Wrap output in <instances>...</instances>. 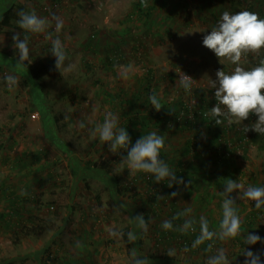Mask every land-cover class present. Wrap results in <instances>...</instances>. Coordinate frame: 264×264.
Listing matches in <instances>:
<instances>
[{
  "label": "rangeland",
  "instance_id": "374dc122",
  "mask_svg": "<svg viewBox=\"0 0 264 264\" xmlns=\"http://www.w3.org/2000/svg\"><path fill=\"white\" fill-rule=\"evenodd\" d=\"M136 1L31 0L28 12L34 10L38 16L47 18L51 26L44 33L31 35L29 62L55 60L46 35L49 31L55 32L52 16L57 15L64 21L58 35L68 57L65 67L72 66L68 71L62 69L61 73L51 71L43 78L41 89L36 83L26 81L23 67L13 68L18 56L11 37L20 31L0 26V63H3L0 67V214L8 211L9 190H12L17 197L28 200L23 202L20 221L24 223L27 217L34 216L45 225L41 233L21 237L13 244L14 233L6 228L5 219H0V263L9 259L12 264H130L131 249L135 248L139 256H147L148 264H161L151 260L150 255L168 253L170 249L175 250L171 256L174 264H207L206 259L215 255L216 249L223 248L230 264H243L245 257L241 248L264 251V244H243L248 232L264 237V211H257L252 201L238 199V191L230 198L234 199L237 209L241 208L242 235L228 241H210L214 244L211 252L202 245L193 249L192 244L185 242L191 231L169 232L162 228L163 221L190 208L186 216L173 221L174 226L185 219H192L196 222L194 227L199 226L203 216L211 230L219 229L224 200L220 192L230 179L216 178L215 168H209L205 174L209 178L204 176L198 186L191 185L193 179L187 180L189 172L184 178L187 187L175 185L172 192L178 191L179 195L174 198H169L172 192L164 195L165 187L161 186L148 193L142 179L133 180L139 173L129 174L127 166L120 164L127 152L121 149L113 154L98 135L91 134L97 125L103 124L108 111L118 117L122 127V106L125 111L129 108L124 100L136 92L148 70L152 71L148 90L156 95L161 107L170 108L178 100L188 102L189 96L179 87L177 72L191 75L196 81L195 89L201 92L200 101L210 102L215 89H209V79L215 80L218 70L229 73L234 66L227 60L219 61L203 47V37L224 11L234 14L252 4L253 11L264 18V0H148V7L140 4L135 10ZM115 49H118L117 57ZM112 57L117 60L109 65L107 60ZM262 58L264 50L259 56L250 55L241 66L254 67ZM13 74L19 82L9 90L4 77ZM115 93L118 97L111 100ZM33 96L40 102L34 101ZM257 119L250 115L241 125L232 126L241 131ZM77 121H83L85 128L73 127ZM126 127L131 135L129 148L148 133V128L139 124L130 123ZM229 132L234 138L233 130ZM167 133L163 134L166 155L161 159L166 163L180 158L189 138L187 130L172 126ZM250 135L252 141L236 150L228 160L226 174L245 187H264V136L251 130L245 133L247 139ZM39 151L42 155L35 157ZM85 160L106 161L112 167L111 174L121 177L122 194L115 196L114 203L109 196L113 188L100 179L101 175L95 172L96 177L83 180L86 172L81 166ZM189 160H184L181 169L188 172L191 166L192 172L202 171V163L196 160L189 163ZM49 175L53 178L49 179ZM124 186L130 189L125 191ZM155 193L156 204L152 200ZM137 215L149 217L148 230L141 237V244L136 246L137 239L128 250L123 238L112 237L109 232L123 233L127 229L139 238L142 230L131 219ZM163 231L167 233L164 239L161 238ZM45 247L49 248L48 253L43 252ZM185 248L189 251L185 252Z\"/></svg>",
  "mask_w": 264,
  "mask_h": 264
},
{
  "label": "clouds",
  "instance_id": "9594fccd",
  "mask_svg": "<svg viewBox=\"0 0 264 264\" xmlns=\"http://www.w3.org/2000/svg\"><path fill=\"white\" fill-rule=\"evenodd\" d=\"M140 4L146 8L148 7V0H140ZM17 15L19 17L17 25L21 31L14 33L11 37L12 46L18 56L16 63L13 65L14 69L26 67V61L30 60L28 44L31 35L44 33L51 26L47 18L38 16L34 10L31 12L21 10ZM52 20L55 21V32H47L46 39L51 41L50 52L55 57V70L61 73L62 69L68 71L72 66L65 67L68 57L65 46L58 35L64 26V21L57 15H53ZM202 44L203 47L214 53L219 61L227 60L234 66L229 73L218 70L216 79H209V89H215L216 104L205 115L210 117L216 125H222L226 122L229 126L233 124L241 125L250 115H255L258 117L256 122L243 127L241 130L244 133L251 130L264 136V58L259 59L256 66L250 69L241 66V62L246 61L250 55L259 56L261 50H264V18H261L258 13L248 10L234 14L224 11L209 33L203 37ZM4 79L9 90L14 89L19 82L18 77L14 74L6 75ZM194 82L196 81L190 76L183 73L179 74L178 84L185 92L192 89ZM149 100L156 111L161 109L156 95H150ZM65 119H70V117L65 116ZM169 126L171 127V125ZM73 127L83 129L85 123L77 121ZM91 134L94 137L98 135L99 140L108 145L109 152L116 154L121 149L127 152V155L122 157L120 164L127 166L129 174H149L148 177L154 178L153 182L156 184L166 180L169 188H172L173 185L187 187L184 178L178 177L168 163L159 159L160 150L165 147V137L159 135L156 131L141 136L129 148L131 144L129 134L124 127H119L118 117L108 111L105 114L103 124L97 125ZM234 191H238V199L252 201L256 210L264 211V187H245L243 184L230 179L224 185V191L220 192L224 200L219 229L210 230L208 220L202 216L199 221V235L191 245L193 249L205 244L206 241H228L242 235L240 232L242 221L238 215L234 199L230 198ZM177 195H179V192L174 191L169 198H174ZM159 198L163 199V197ZM189 212H191L190 208L186 212L177 213L171 220L163 221L162 228L181 233L195 232L194 225L196 222L192 219H185L177 226H174L173 223V221L181 216H186ZM131 219L142 230V233L147 232L148 225L143 215H137ZM109 235L123 238L124 234L116 230H110ZM127 238L133 243L138 239L132 231L127 233ZM257 243L264 244V237L255 232H248L243 238V244L245 245L251 246ZM213 248L214 244L208 243L206 251L211 252ZM241 249V254L245 257L243 264H264V259H262L264 251H253L251 247ZM184 251L187 252L189 249L185 248ZM167 255H175V250L170 249ZM131 257V264H148L149 262L147 256H139L135 248L131 249ZM208 264H230V262L227 259L225 250L218 248L216 254L209 257Z\"/></svg>",
  "mask_w": 264,
  "mask_h": 264
},
{
  "label": "trees",
  "instance_id": "16d2710c",
  "mask_svg": "<svg viewBox=\"0 0 264 264\" xmlns=\"http://www.w3.org/2000/svg\"><path fill=\"white\" fill-rule=\"evenodd\" d=\"M31 0H0V26L1 27H14L17 30L21 31L18 28L17 20L19 19L17 13L21 10L28 12V3ZM2 4V5H1ZM5 4V5H4ZM135 10H138L140 8V0H137L134 3ZM150 11L154 10L152 8L149 9ZM253 11V5H248L246 8H244L243 11ZM254 12V11H253ZM118 48V47H116ZM113 52V51H112ZM118 49L114 50V56H119L117 54ZM117 58L113 59L109 58L107 60V63L109 65H112L115 63ZM3 65V63H0V67ZM55 60H34V61H26V67L24 68V72L26 73L27 82L30 83H36L37 86L41 89L42 86V80L44 77H46L51 71L55 70ZM86 66V64H85ZM252 66L246 65L245 69H250ZM188 74V73H187ZM171 76V75H170ZM177 76V74H176ZM191 76V75H190ZM152 78V71L148 70L147 77L142 79L141 83L139 84L136 92H132L131 97L124 100V104H128V111H125V106H122V115L121 119L123 120L121 123L122 127H125L127 124L135 125L139 124L142 127H145L147 129V132L145 133L149 134L151 131H156L159 135H165L168 134L167 130H170L169 125L172 127H176L179 130L182 131H188L189 138L185 141L182 152L180 153V158L175 160H170L169 166L170 168L176 172L178 177L185 178L186 175H188L189 172L192 173V170L190 169L191 166L188 167L189 171H185L184 169H181L183 166L184 160H191V163L196 161H201L204 157H208L209 159V168L213 167L215 168L214 175L216 178H220L224 181H228L229 179L233 180L232 177H227V163L228 160H230L232 154L239 149H242L243 146L248 145L250 141H252L253 137L247 139L245 136V133L241 131H237L234 129V127L231 125L229 126L226 122L222 125H216L214 121L211 120L210 117L206 116L205 113L209 112L212 107L215 106L216 101L215 97L207 103L201 102L200 98V91L195 89V86L192 87L190 90L193 94V97L198 102L197 96L199 98V103L197 102L194 105H188L187 103H182V100H178V103L176 105L171 106L170 108L167 107H161L159 111H156L149 100V96L152 95V92H149L148 86L150 83V80ZM194 79V78H193ZM25 81V82H26ZM26 82V84H28ZM183 90V89H182ZM184 91V90H183ZM119 92H123L122 89H119ZM144 93V94H143ZM187 93V92H186ZM215 93V92H214ZM187 97L190 96L188 93L186 94ZM39 95L37 94V97ZM36 96H33L34 101L40 102V100ZM118 97V94L115 93V95L111 98V100H115V98ZM189 100V98H187ZM37 102V103H38ZM120 104L121 100L118 101ZM118 104V103H117ZM191 113V116L188 118L187 114ZM131 114V116H130ZM125 115H127L125 117ZM130 116V117H129ZM256 117V116H255ZM150 128V129H149ZM127 129V127L125 128ZM167 129V130H166ZM233 130V133H235V137L230 135L231 131ZM134 135L137 134L133 133ZM129 136H131L129 134ZM253 136V135H252ZM255 137V136H254ZM42 155L41 151L35 156ZM165 147L160 150V157L159 159H163L165 157ZM189 160V163H190ZM83 167L81 166V169L86 172L84 174V179L86 178H93L95 175L98 174L102 176L100 178L103 182H109L107 184L111 185L110 187L113 188V192L110 193V200L114 203L116 200L115 196L120 195V185H121V177L117 174H111L112 167L109 163L106 161H96V160H85L83 161ZM203 165L202 167H204ZM74 169V166L73 168ZM96 172V173H95ZM199 173L201 171L195 172V175L197 177H193L191 174H189L190 178L193 179L191 181V185H199L200 180L198 179ZM209 173V172H208ZM149 174L145 173H139L137 177H135L133 180L136 181L138 178L142 179L147 184V192L151 193L152 190L154 191L158 186H161L162 188L165 187L163 194L167 195L170 192H172L175 188V185H173L172 188H169L167 186V181H163L159 184H156L153 182L154 178L148 177ZM206 176V175H203ZM96 177V176H95ZM227 179H225V178ZM53 177L49 175V179H52ZM202 178V176H201ZM206 178H209V176H206ZM203 180V179H201ZM217 180V179H216ZM86 188H89V185L87 181H85ZM107 186V185H106ZM196 187H192L194 189ZM125 191H128L130 188L124 186L123 188ZM10 192V206L6 214L2 215L0 214V219H5V226L7 229H9L11 232L14 233V239L13 244L17 243L21 237H29L31 235L39 234L42 232L43 228L45 227L41 225L42 219H38L37 217L32 216L31 218L27 217V220L22 223L20 221L19 217H21V213L23 212V202L28 201L27 199H24L23 197H17L12 190H9ZM8 193V191H7ZM157 193V192H156ZM156 193L153 195L152 200H154V204L158 201L157 198H155ZM99 198L98 196L96 197ZM30 201L35 202L32 198ZM22 202V204H20ZM147 201L144 200V204H146ZM260 211V210H257ZM241 208H238V215H240ZM255 212V211H254ZM84 215V214H83ZM145 222L149 220V217L147 215L144 216ZM177 226V225H175ZM1 227V225H0ZM61 228V227H59ZM196 231L191 233L190 238L186 237L185 242L187 241L189 244H192L196 237L199 235V226H195ZM210 228V227H209ZM211 230V229H210ZM171 232V230H168ZM173 231V230H172ZM61 233V232H60ZM128 230L125 229L123 232V241L125 242V247L129 250L131 242L127 238ZM166 232H161V238L164 239L166 237ZM144 233L141 232L136 246L141 244L142 242V236ZM187 236V235H186ZM211 243L210 241H206L205 244H202L203 249H206L207 244ZM48 247H45L43 252L48 253ZM50 255V254H49ZM48 255V256H49ZM51 256V255H50ZM51 258V257H50ZM53 258V257H52ZM151 260L157 262L161 261V264H174L175 260L170 256L167 255V253H158L156 255L152 254L150 255ZM208 259H206V263L208 264ZM264 259V257H262ZM51 260V259H49ZM54 261V259H52ZM11 260L7 259L4 260L0 264H12L10 262ZM131 264V263H130Z\"/></svg>",
  "mask_w": 264,
  "mask_h": 264
},
{
  "label": "crops",
  "instance_id": "0c3cea01",
  "mask_svg": "<svg viewBox=\"0 0 264 264\" xmlns=\"http://www.w3.org/2000/svg\"><path fill=\"white\" fill-rule=\"evenodd\" d=\"M195 162H197V163H202L201 165L203 166V165H205L204 167H201L202 168V171H201V173H199V180H201L202 178H204V176L203 175H205L206 173H208L209 172V169H208V167H209V159H208V157H204L203 159H201V161H195ZM197 173V172H196ZM191 175H193V176H195V177H197L196 175H195V172H192L191 173ZM201 176H202V178H201ZM204 180V179H203ZM207 183H208V181H206ZM202 211H206V209H201Z\"/></svg>",
  "mask_w": 264,
  "mask_h": 264
},
{
  "label": "built area",
  "instance_id": "2783aa9c",
  "mask_svg": "<svg viewBox=\"0 0 264 264\" xmlns=\"http://www.w3.org/2000/svg\"><path fill=\"white\" fill-rule=\"evenodd\" d=\"M179 72H177V78H179ZM183 74H186V75H188V76H190L189 74H187V73H183ZM192 79H193V77L192 76H190ZM194 80V79H193ZM195 81V80H194ZM195 86V82L193 83V86L192 87H194ZM188 93V95H190L189 96V100H188V102H187V104L188 105H194L197 101H196V99L193 97V94H192V92L191 91H189V92H187ZM191 116V113H189V114H187V117L189 118ZM237 130V129H236Z\"/></svg>",
  "mask_w": 264,
  "mask_h": 264
}]
</instances>
